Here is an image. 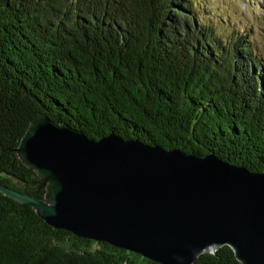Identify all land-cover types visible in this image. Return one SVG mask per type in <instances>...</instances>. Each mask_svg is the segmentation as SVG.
<instances>
[{
  "label": "trees",
  "instance_id": "1",
  "mask_svg": "<svg viewBox=\"0 0 264 264\" xmlns=\"http://www.w3.org/2000/svg\"><path fill=\"white\" fill-rule=\"evenodd\" d=\"M206 0H0V184L44 199L15 149L42 117L264 173V61ZM0 264H158L49 226L0 192ZM193 264H241L229 246Z\"/></svg>",
  "mask_w": 264,
  "mask_h": 264
},
{
  "label": "water",
  "instance_id": "2",
  "mask_svg": "<svg viewBox=\"0 0 264 264\" xmlns=\"http://www.w3.org/2000/svg\"><path fill=\"white\" fill-rule=\"evenodd\" d=\"M15 151L45 198L0 192L57 230L158 264H193L223 246L241 264H264V173L115 134L92 140L47 117Z\"/></svg>",
  "mask_w": 264,
  "mask_h": 264
},
{
  "label": "rangeland",
  "instance_id": "3",
  "mask_svg": "<svg viewBox=\"0 0 264 264\" xmlns=\"http://www.w3.org/2000/svg\"><path fill=\"white\" fill-rule=\"evenodd\" d=\"M210 22L224 39L249 31L264 61V0H206Z\"/></svg>",
  "mask_w": 264,
  "mask_h": 264
}]
</instances>
